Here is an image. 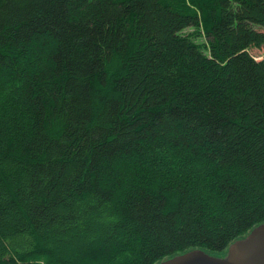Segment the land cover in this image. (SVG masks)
Wrapping results in <instances>:
<instances>
[{"label":"trees","instance_id":"trees-1","mask_svg":"<svg viewBox=\"0 0 264 264\" xmlns=\"http://www.w3.org/2000/svg\"><path fill=\"white\" fill-rule=\"evenodd\" d=\"M264 0H0V264L216 256L264 222Z\"/></svg>","mask_w":264,"mask_h":264},{"label":"water","instance_id":"water-1","mask_svg":"<svg viewBox=\"0 0 264 264\" xmlns=\"http://www.w3.org/2000/svg\"><path fill=\"white\" fill-rule=\"evenodd\" d=\"M155 264H264V222L234 240L225 255L216 256L194 248L164 258Z\"/></svg>","mask_w":264,"mask_h":264},{"label":"rangeland","instance_id":"rangeland-1","mask_svg":"<svg viewBox=\"0 0 264 264\" xmlns=\"http://www.w3.org/2000/svg\"><path fill=\"white\" fill-rule=\"evenodd\" d=\"M253 57L257 60H264V49L260 48V49H256V48H253V49H250L249 51Z\"/></svg>","mask_w":264,"mask_h":264}]
</instances>
